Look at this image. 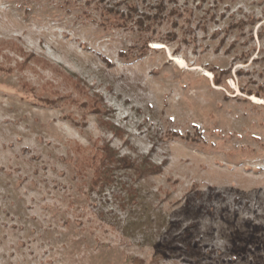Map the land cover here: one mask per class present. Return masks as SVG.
<instances>
[{"label": "rangeland", "instance_id": "obj_1", "mask_svg": "<svg viewBox=\"0 0 264 264\" xmlns=\"http://www.w3.org/2000/svg\"><path fill=\"white\" fill-rule=\"evenodd\" d=\"M0 264H264V0H0Z\"/></svg>", "mask_w": 264, "mask_h": 264}, {"label": "trees", "instance_id": "obj_2", "mask_svg": "<svg viewBox=\"0 0 264 264\" xmlns=\"http://www.w3.org/2000/svg\"><path fill=\"white\" fill-rule=\"evenodd\" d=\"M130 8H131V10L138 12L137 6L131 5ZM164 8H165V5L163 3L159 4L157 6L158 13H161ZM108 11L114 12L113 9H109ZM142 17H147V16H142ZM150 18H152V17L150 16ZM136 23L139 24L140 27H142L145 23V19L139 18V20H137ZM220 83H221L220 80H216L217 86H220L219 85ZM249 96H252V95L249 94ZM111 159H115V157L113 156L112 150L109 148V146H104L102 148L96 149L95 152H92L88 156H83L82 164L87 163L88 166H90L91 168L94 169V180L96 182L110 181V180H113V177H114V174L112 173L113 170H111V168H109L108 165L106 167L104 165H105V163H107V161L109 162V160H111ZM116 162H118V168L119 169H130V168L137 167L135 161H133L127 157H119V159H117L115 161V163ZM155 170L156 169H154V171Z\"/></svg>", "mask_w": 264, "mask_h": 264}, {"label": "bare ground", "instance_id": "obj_3", "mask_svg": "<svg viewBox=\"0 0 264 264\" xmlns=\"http://www.w3.org/2000/svg\"><path fill=\"white\" fill-rule=\"evenodd\" d=\"M156 47L160 49V48H163L164 46L161 44H156Z\"/></svg>", "mask_w": 264, "mask_h": 264}]
</instances>
